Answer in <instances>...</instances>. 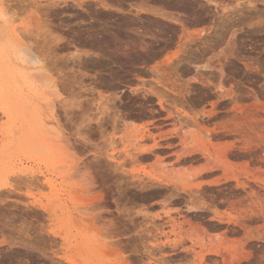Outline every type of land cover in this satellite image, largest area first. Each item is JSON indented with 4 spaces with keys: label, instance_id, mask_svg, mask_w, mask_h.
<instances>
[{
    "label": "rangeland",
    "instance_id": "rangeland-1",
    "mask_svg": "<svg viewBox=\"0 0 264 264\" xmlns=\"http://www.w3.org/2000/svg\"><path fill=\"white\" fill-rule=\"evenodd\" d=\"M117 1L0 0V264H222L192 242L220 239L211 208L228 200L240 221L264 206V0ZM144 2L160 10L130 9ZM133 17L140 31H115ZM111 32L128 54L105 46ZM222 154L234 168L214 191ZM185 218L206 231L191 240ZM242 239L225 236L249 256L233 264H262L264 244Z\"/></svg>",
    "mask_w": 264,
    "mask_h": 264
},
{
    "label": "bare ground",
    "instance_id": "bare-ground-1",
    "mask_svg": "<svg viewBox=\"0 0 264 264\" xmlns=\"http://www.w3.org/2000/svg\"><path fill=\"white\" fill-rule=\"evenodd\" d=\"M77 1H78V0H77ZM118 1H119V0H118ZM118 1H117V3H118ZM121 1H122V0H121ZM156 1H157V0H156ZM166 1H167V0H166ZM166 1H163V0H162L163 3H166ZM177 1H178L177 4H179V3L181 2V5L185 6V5L187 4L188 7H191V4L188 2V0H177ZM119 2H120V1H119ZM159 2H160V0H159ZM205 2H208V3L211 4L213 1H212V0H205ZM77 3H78V2H77ZM121 3H123V2H121ZM144 3H145V2H144ZM53 4H54V3H53ZM80 4H81V3H80ZM84 4H85V3H84ZM127 4H128V3H127ZM136 4H137V3H136ZM136 4H134V6H132L130 9H132L133 7H135V10H136V11H139V10L150 11V8H151L150 6H152V5H149V4H147V3H145V4H143V3H139L138 5H136ZM140 4H142V5H140ZM174 4H175V3H174ZM60 5H61V4H60ZM102 5H103V4H102ZM122 5H123V4H122ZM130 5H131V3H130ZM130 5L128 4L127 6L130 7ZM132 5H133V2H132ZM147 5H148L149 7H147ZM192 5H193V4H192ZM61 6H65V5H61ZM78 6H79V5H78ZM165 6L168 8V6H167L166 4H165ZM122 7H123V6H122ZM128 7H127V9L129 10ZM188 7H186V8H188ZM104 8H105V7H104ZM154 8H155V7H154ZM154 8H151V9H154ZM178 8H179V7H178ZM186 8H185V9H186ZM125 9H126V8H124V10H125ZM156 9H157V8H155V10H156ZM190 9H191V8H190ZM84 10H85V9H84ZM107 10H108V9H107ZM157 10H160V9H157ZM164 10H165V9H164ZM191 10H192V9H191ZM87 11H88V10H87ZM131 11H132V10H129L130 13H131ZM189 11H190V10H189ZM91 12H92V11H91ZM93 12H94V11H93ZM106 12H107V11H106ZM133 12H134V11H133ZM135 13H136V12H135ZM162 13H165V14H162ZM162 13H160V14H162L163 16L166 15V17L164 16V18H169L168 15H169L170 12L167 13V12L164 11V12H162ZM152 14H153V12H152ZM158 14H159V13H158ZM160 14H159V15H160ZM191 14H192V13H191ZM136 16L138 17V16H141V15L139 14V15H136ZM160 16H161V15H160ZM163 16H162V17H163ZM167 16H168V17H167ZM170 16H171V13H170ZM172 16H173V15H172ZM176 16H177V15H176ZM176 16H173V17L176 18ZM193 16H194V15H193ZM119 17H120V16H119ZM123 17H124V16H123ZM173 17H172V19H174ZM110 18H112V17H110ZM110 18H109V20H110ZM120 18H122V17H120ZM133 18H134V17H133ZM133 18H132V20H131V19H127V20H124L123 22H122V21H121V22H118L115 31H121V32H122L124 35H126L127 37L129 36V35H128L129 31H132V32H133V31H134V32H136V31H140V30H141V27H140V29H139L138 27H139V26H142V25H139V24H143V23H144V22H143L144 19H143V21H142L143 23H141V21H140L139 19L134 18V21H136V20H137V21H140L139 24H138L139 26H134V25L137 23V21L134 22V21H133ZM141 18H142V17H141ZM164 18H163V19H164ZM177 18H179V17L177 16ZM192 18H194V17H192ZM115 19H116V18H115ZM135 19H136V20H135ZM147 19H150V20H151V18H147ZM147 19H146V20H147ZM156 19H157V18H156ZM156 19L152 20V21H154V23H153V22H152V23L154 24V26L157 27V25L155 24V20H156ZM161 19H162V18H161ZM195 19H196V18H195ZM141 20H142V19H141ZM197 20H198V19H197ZM104 21H105V20H104ZM111 21H112V20H111ZM194 21H195V20H194ZM99 22H100V20H99ZM109 22H110V21H109ZM148 22H149V21H148ZM176 22H178V20H177ZM102 23H103V22H102ZM124 23H125V24H124ZM152 23H151V24H147V23H146V24L152 26ZM159 23H161V22H159ZM159 23H158V24H159ZM100 24H101V23H100ZM106 24H107V23H106ZM108 24H109V23H108ZM111 24H112V23H111ZM146 24H145V26H146ZM114 25H116V24H114ZM123 25H124V26H123ZM129 25H131L132 27H129ZM143 25H144V24H143ZM164 25H165V24H164ZM101 26H102V25H101ZM104 26H105V24H104ZM108 26H109L108 28H112L110 25H108ZM154 26H153V27H154ZM160 26H161V29L163 28V30L167 31V29H166L167 26L164 27L163 25H160V24H159L158 27H160ZM97 27H98V29H99V26H97ZM143 27H144V26H143ZM147 27H148V26H146V28H145V27L142 28V31H143V29L146 30ZM153 27H152V28H153ZM101 28H102V27H101ZM164 28H165V29H164ZM93 29H94V28H93ZM98 29H97V30H94V31H98ZM103 29H105V28H103ZM103 29H102V30L100 29L99 31H103ZM105 30H106V29H105ZM110 30H111V29H110ZM156 30H157V28H156ZM159 30H160V29H159ZM108 31H109V30H108ZM115 31H114V32H115ZM148 31H149V29H148ZM160 31H161V30H160ZM104 32H105V31H104ZM114 32H113V34L115 35L114 37H112V35H113L112 32H111V34H110V37H104L105 35H107V33H106V34L103 33V37L106 38V40H107V43L105 42L107 45H105V43H104V39H102V40H103L102 44L104 43L105 46H109L110 44H111V45L113 44L114 47H115V45H118V46L116 47V48H117L116 51H117V50H120V52H125L123 55L128 54L129 51H131V50H129V49L127 48V46H125L126 44H122V45L120 44V40L122 39V38L120 37L121 34H120V33L115 34ZM143 32H144V31H143ZM151 32L154 34L153 30L150 31V32H148V34L151 33ZM94 33H95V32H94ZM136 33H137V32H136ZM144 33H145V32H144ZM95 34H97V32H96ZM98 34H99V33H98ZM104 34H105V35H104ZM108 34H109V33H108ZM130 34H131V33H130ZM161 34H163V33H161ZM90 35L92 36L93 34H90ZM100 35H101V34H100ZM145 35H146V34H145ZM150 35H151V38L154 36V35H152V34H150ZM150 35H149V36H150ZM165 35H167V34L165 33ZM231 35L233 36V32L231 33ZM101 36H102V35H101ZM101 36H100V39H101ZM108 36H109V35H108ZM147 36H148V35H147ZM149 36H148V37H149ZM158 36H159V35H158ZM232 36H231V37H232ZM89 37H90V36H89ZM95 37H96V36H94V40H98V39H97L98 37H96V39H95ZM103 37H102V38H103ZM132 37H133V36H132ZM160 37L162 38V36H159V40L161 39ZM144 38L146 39L145 36H144ZM153 38L158 39V38H156V37H153ZM163 38H164V40H165V37H164V36H163ZM91 40H93V39H91ZM94 40H93L92 43H94ZM123 40H124V39H123ZM123 40H122V41H123ZM159 40H158V42H159ZM161 40H163V39H161ZM164 40H163V41H164ZM127 41H128L129 43H132V44L135 45L136 47H139V49H141V48H142V50L145 49L144 46H146V45H145L146 43L144 42V39L142 38V36H138V35H136V36H134V38H128ZM145 41H147V40H145ZM88 42H90V41H88ZM99 42H100V41H99ZM108 42H110L109 45H108ZM84 43H85V42H84ZM92 43H90V44H92ZM96 43H97V42H95L93 46H95ZM147 43H148V42H147ZM86 44H87V41H86ZM99 44H100V43H99ZM127 44H128V43H127ZM88 45H89V44H88ZM113 45H112V46H113ZM133 45H132V46H133ZM101 46H102V45H101ZM147 46H148V44H147ZM147 46H146V47H147ZM91 47H92V46H91ZM143 47H144V49H143ZM119 54H120V53H119ZM249 57L251 58V56H249ZM139 58H140V57H138V59H139ZM235 58H237V57H235ZM136 59H137V58H136ZM138 59H137V60H138ZM140 60H141V59H140ZM135 61H136V60H135ZM121 63H122V62H121ZM121 63H120V64H121ZM138 63H139V60H138ZM138 63H137V64H138ZM250 63H251V62H250ZM250 63H247V62H245V61L243 62V64H244L246 67H250L251 69H255V68H256V70H257V67H255V66H250ZM252 63H253V62H252ZM253 64H255V63H253ZM191 65H192V68H194V70H195L197 73L200 72L199 74H200L201 76H202V74H203L204 71L209 70V69H207L206 66H203V67H202L201 65H198V64H195V63H194V64L192 63ZM256 65H257V64H256ZM39 67H41V69H44V67L42 68V65L39 66ZM44 70H45V72H43V73L41 72V70H39V73H38V71H37V73H38V74H41L42 76H45V78H44V77H42V76L40 75V76L43 78V80H42L41 78H40V80H42V81L44 82V80L46 79V81H45L46 84H47V83L50 84V81H49V80H52V79L49 78V77H50L49 75H47V69L45 68ZM248 70H249V69H248ZM258 71H259V69H258ZM40 72H41V73H40ZM221 72H222V74H223V71H221ZM221 72H220V73H221ZM250 72H251V71H250ZM250 72H249V73H250ZM2 73H3V72L0 73V76H1V78H2V79L0 78V80H4V81H5L7 78H6V76H5V73H3V74H2ZM45 73H46V74H45ZM44 74H45V75H44ZM220 75H221V74H220ZM47 77H48V78H47ZM220 77H221V76H220ZM206 80H207V78H206ZM48 81H49V82H48ZM250 81H252V80L250 79L249 82H250ZM254 81L256 82V80H254ZM204 82L207 83V82H210V81L208 80V81H204ZM220 82H221V81H220ZM251 83H252V82H251ZM253 84H255V83H253ZM47 85H48V84H47ZM255 85H256V84H255ZM261 85H262V84H261ZM231 86H232V85H231ZM252 86H254V85H251L250 87H252ZM256 86H259V85H256ZM262 87H263V85L259 87L260 90H261ZM4 88H5V87L2 86V95H3V96H5V95L7 94V90L4 89ZM218 88L221 89L220 86H219ZM234 88H235V86H234ZM253 89L255 90L254 87H253ZM256 89H257V88H256ZM263 89H264V87H263ZM263 89H262V90H263ZM260 90L257 89V91H256V90H255V91H256L257 94H258V93H259L258 91H260ZM250 91H251V90H250ZM252 91H253V90H252ZM234 92H235V91H234ZM231 93L234 95V93L231 92V91H230L229 93H226V95L231 94ZM236 93H237V92H236ZM244 93H245V92H244ZM249 94H250V93H249V91H248L247 96H248ZM252 94H253V93H252ZM259 94H260V93H259ZM259 94H258V97L261 96V94H260V95H259ZM223 95H225V94H223ZM236 95H237V94H236ZM236 95H235V96H236ZM253 95H254V94H253ZM247 96H246V97L244 96V97L247 98ZM236 97H238V95H237ZM253 97L255 98V96H253ZM254 98H253V99H254ZM256 98H257V97H256ZM231 99H233V97H231ZM238 100H239V99H238ZM242 100H243V99H242ZM256 100H257V99H254V102H253V100H252V101L249 102V103H250L251 105H253V104H255V101H256ZM233 101H234V99H233ZM256 102H257V101H256ZM249 103H248V104H249ZM159 104H160V106H162V105H163L162 101L159 100ZM228 104H229V103H228ZM241 104H242V103H241ZM250 104H249V106H251ZM246 106H248V105H246ZM249 106H248V107H249ZM255 106H256V109L259 108L260 110H263V111H264V104H263V105H254V107H255ZM241 111H242V110H241ZM241 111H240V113H241ZM245 117H246V116H245ZM247 118H249V116H247ZM231 120H232V119H231ZM233 120H235V119H233ZM233 120H232V121H233ZM231 123H233V122H231ZM231 123H230V124H231ZM236 123H237V122H236ZM261 123H262V125H264V121L261 122ZM228 124H229V123H228ZM237 124H240V123H237ZM257 124H258V123H257ZM241 127H242V126H241ZM254 128H255V127H254ZM241 129H242V128H241ZM231 130H232V129H231ZM242 130H243V129H242ZM244 132H245V131H244ZM182 141L185 142L184 139H182ZM155 145H156V144H155ZM182 145H183V144H182ZM182 145H181V146H182ZM182 147H183V146H182ZM182 149H183V148H182ZM179 150H180V149H179ZM183 150H184V149H183ZM185 151H186V150H185ZM248 151H249V150H248ZM249 154H251V153H249ZM179 155H180V154H179ZM251 155H252V154H251ZM260 155H261V153H260ZM260 155H259V156H260ZM257 156H258V155H257ZM257 156H256V157H257ZM263 157H264V156H263ZM263 161H264V160H263ZM263 161H262V162H263ZM262 162H259V163L262 164ZM255 163H256V162H255ZM261 164H260V165H261ZM263 164H264V163H263ZM256 172H257V171H256ZM258 173H259V171H258ZM263 173H264V172H262V174H263ZM227 176H228V177H232V176L229 175V174H228ZM236 180H237V179H236ZM237 184L240 185L239 182H238ZM249 185H250V183H249ZM249 185H248V186H249ZM242 186H243V184H242ZM250 187H251V186H250ZM244 189H245V188H244ZM263 190H264V189H263ZM257 191H258V190H257ZM257 191H254V192L257 193ZM226 194H228V193H226ZM258 195H260V193H259ZM261 195H262V194H261ZM241 196H243V195H241ZM251 196H253V195H251ZM232 197H233V196H232ZM246 197H249V196L247 195ZM246 197H245V198H246ZM228 198H230V197H228ZM240 198H241V197H240ZM233 199H234V198H233ZM246 199H248V198H246ZM246 199H245V200H246ZM254 200H255V199H254ZM234 201H235V200H234ZM241 201H242V200L240 199V202H241ZM262 201H263V199H262ZM238 202H239V201H238ZM256 202H257V201H256ZM257 203H258V202H257ZM239 204H240V203H239ZM247 204H248V203H247ZM248 205H249V204H248ZM251 206L254 207L255 205H251ZM244 208H246V207H244ZM251 208H252V207H251ZM254 208H255V207H254ZM256 209H257V208H255V210H254L255 213H250V214H249V212H248L247 214L244 215V217L242 218V220L240 219V221H236V222H235L236 227L238 226L239 229L242 231L244 241H245V240H246V241L249 240L251 237H253V236L255 235V234L252 232V230L250 229V222L257 221V220H258V221L261 220V221H262V224L264 225V206H263V208L260 209V210H259V209L256 210ZM258 210H259V211H258ZM199 211L202 212L203 210H196V209H194V207L190 206V207H188V211H187V213H190V214H191V213H193V214L195 213V214H196V212H199ZM246 211H249V210H247V208H246ZM242 213H243V212H242ZM242 213H241V214H242ZM200 214H201V213H200ZM203 215H204V214H203ZM200 216H201V215H200ZM200 216H199V218H200ZM184 217H187V216H184ZM188 217H189V216H188ZM216 217H217V216H216ZM196 218H197V217H196ZM199 218H198V219H199ZM202 218H203V217H201V219H202ZM217 218H218V217H217ZM186 219H188V218H185V219H184V222H186V221H185ZM201 219H200V220H201ZM223 219H224V218H223ZM189 220H190V219H189ZM189 220H187L188 223H187V222H186V223L189 224L190 227L193 226V228H194V230H195V234H193V232H192V234H191V232H190V236H188L190 239H191V236H193V235H196L197 237H199L198 234H197V231H198L200 234H201L202 232H205V231H206V227L204 226V224H205L204 222H205V221L203 222L204 224L202 223V221H200V222L198 221V222H196V223L194 224V223L190 222ZM202 220H204V219H202ZM218 220H219V221H222V218H219ZM191 221H193V220H191ZM213 222H214V221H213ZM213 222L211 223V227H212V228H211V227H210V228H211V229H213V228H217V229H219V227L221 226V223L218 224L217 222H215V223H213ZM222 225H223V224H222ZM251 225H252V224H251ZM256 225H257V224H256ZM177 226H178V225H177ZM206 226H207V224H206ZM223 226H224V225H223ZM223 226H222V227H223ZM228 226H229V224H228ZM229 227H230V226H229ZM229 227H228V228H229ZM231 227H232V226H231ZM252 227H253V225H252ZM188 228H189V227H188ZM207 228H208V226H207ZM220 228H221V227H220ZM208 230H210V229H208ZM230 230H231V232H232V229H230ZM234 231H235V230H234ZM234 231H233V232H234ZM259 231H260V230H259ZM207 232H209V231H207ZM210 233H211V230H210ZM188 234H189V233H188ZM193 237H194V236H193ZM257 238H258L259 241H261V242L263 243V242H264V232H263V233H260V234L257 236ZM191 240H192V239H191ZM242 240H243V239H242ZM246 241H245V242H246ZM254 241H255V240H254ZM192 242H193L194 245H195V244H199V247H200L201 249H204V253H203V254H205V253H207V254H208V253L220 254V250H219V249H212V250H211L209 247H204V246L201 244L200 241H193V240H192ZM248 244H249V243H248ZM177 245H178V244H177ZM176 247H177V248H176ZM159 248H160V247H159ZM172 249H175V250H176V252H177V253H176V256H178V255H181V256H182V254L184 253V251H187L186 248H184V247L179 248L178 246H175V244L173 245V248H172ZM262 249H264V248H262ZM262 251H264V250H262ZM191 252H192V251H191ZM185 253H186V252H185ZM262 253H264V252H262ZM203 254H202V257H204ZM222 254H223V253H222ZM262 256H263V255H262ZM178 257H179V256H178ZM240 257H241V256H240ZM242 257H243V256H242ZM246 257H247V256H246ZM246 257H243V259L245 260ZM248 257H249V256H248ZM162 259H163V258H162ZM241 259H242V258H241ZM263 260H264V258L262 259V261H263ZM8 261H9V260H8ZM71 261H72V260H71ZM163 261H164V260H163ZM224 261H226V259H225ZM230 261H232V259H231ZM238 261H239V260H238ZM262 261L260 260V262H262ZM72 262H73V261H72ZM253 262H254V261H252V263H253ZM263 262H264V261H263ZM263 262H262V264H263ZM164 263H165V262H164ZM248 263H249V262H248ZM252 263H251V260H250V264H252ZM254 263H255V262H254ZM254 263H253V264H254ZM257 263H258V261H257ZM245 264H247V263H245Z\"/></svg>",
    "mask_w": 264,
    "mask_h": 264
},
{
    "label": "crops",
    "instance_id": "crops-1",
    "mask_svg": "<svg viewBox=\"0 0 264 264\" xmlns=\"http://www.w3.org/2000/svg\"><path fill=\"white\" fill-rule=\"evenodd\" d=\"M223 161H224V158H223V154H222V162H221L222 168L219 170V173L210 176L208 178V180H207L208 181L207 186L211 190L218 191L220 189L219 186H222L224 184V182H225L224 177H223V176H225V171L229 172L230 171V168H232V169L234 168V165L230 164L228 157L226 158V162H223ZM244 161H246V160H244ZM239 167L240 168H243L244 167L243 169L246 172L250 171L249 168H246L247 167V163H245V162L243 164H240ZM256 171H257V169H254L253 170L254 173ZM218 177L221 178V181L220 182L217 181V178ZM260 180H261L260 183L262 185H264V179H260ZM223 201H224L223 198H221L220 200H217L216 208H211L213 214H215L216 210L217 211H220V218H222V221H219L216 218L215 215H213L211 218H213L212 220H215L218 224L221 223V226H220L221 228L220 227H219V229H217V228L211 229L210 228L211 234L212 235L213 234H218L220 236V239L217 240L215 244H213L212 243L213 242V237H210L208 239V246H206V247H209L211 250L212 249H219L220 250V254H215V255H219V257H220V259L222 261V264H233L234 261L239 262L240 260L243 259V257H246V256L247 257H246L245 260H248V255H244L242 257L239 253H237L234 250L230 249L229 246L228 247H224L223 246L224 241H225V236H227L228 240H232V241H235L236 239H239V238H243L242 231L239 229L238 226L236 227L235 222L237 220H234V219L233 220H230V218L228 216L225 217V213H226V211H228L229 201L227 200L226 203H224ZM219 202H221V203H219ZM213 223H215V222H213ZM228 224H229L230 227L228 226ZM252 225L250 226V229L252 230V232L255 235L253 237H251L249 240H247V241L245 240L246 242H249L251 244V248H253V245L254 244L262 243L261 241L258 240L257 236L260 233H263L264 232V231H262V227H264L263 224L253 225V227H252ZM230 229H232V232H231ZM262 244H264V242ZM210 254H214V253H208V255H210ZM225 259H226V261H224ZM231 259H232V261H230Z\"/></svg>",
    "mask_w": 264,
    "mask_h": 264
}]
</instances>
